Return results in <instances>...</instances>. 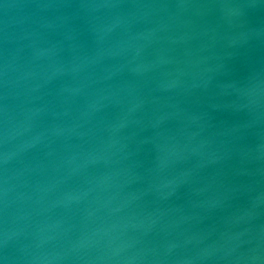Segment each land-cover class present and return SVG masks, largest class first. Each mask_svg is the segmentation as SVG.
I'll return each mask as SVG.
<instances>
[{
    "label": "water",
    "instance_id": "obj_1",
    "mask_svg": "<svg viewBox=\"0 0 264 264\" xmlns=\"http://www.w3.org/2000/svg\"><path fill=\"white\" fill-rule=\"evenodd\" d=\"M0 264H264V0H0Z\"/></svg>",
    "mask_w": 264,
    "mask_h": 264
}]
</instances>
